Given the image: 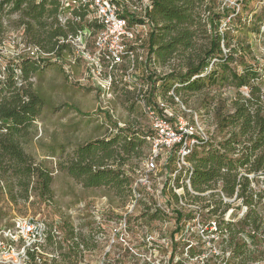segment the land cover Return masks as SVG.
I'll use <instances>...</instances> for the list:
<instances>
[{"label":"rangeland","instance_id":"rangeland-1","mask_svg":"<svg viewBox=\"0 0 264 264\" xmlns=\"http://www.w3.org/2000/svg\"><path fill=\"white\" fill-rule=\"evenodd\" d=\"M197 12L195 19L198 24L192 27L194 36L190 51L184 55L178 53L164 64L155 61L150 65H137L136 73L140 80L143 81L145 70L149 72V76L157 77L183 70L186 57L200 54L206 48V36L209 34L207 21L214 15L221 18L223 16L217 20L218 32H229L232 37L230 49L237 50L239 55L245 44L250 46L251 54L246 55L244 61L246 65L254 66L261 72L258 83L264 92V25L259 33L245 32L250 30L251 24H255L258 18L264 19V0H205L197 8ZM16 19L17 16L12 15L5 19V24L15 22ZM239 27L243 29H237ZM21 34L22 31L15 27V23L7 27L0 47V80L4 77L5 68L12 64L13 55L23 41ZM221 48L223 54L227 55L229 49L223 44ZM230 66L238 72L241 70L238 63ZM84 67L85 63L80 58L76 59L73 75L68 79L60 68L50 63L28 81L31 90L40 96L45 106L26 142L22 143V149L34 163L41 164L51 172V194L42 196L35 189L27 194L17 189L9 192L6 177L0 178V224L8 225L16 219L31 216L43 219L51 229H56L59 239L54 241L53 237H49L47 251L56 250L58 259L47 264H205L210 250L221 255L219 251L224 244H221L220 238L214 233L204 238L198 237L200 227L196 221H190L184 232L180 231L171 237L175 230L171 209L176 205L172 200L168 202L169 189L185 196L187 175L186 172L170 175V154L164 150H157L156 170L149 178L151 192L141 188V199L133 206L129 197H114L107 189L83 188L58 168V164L64 166L69 160L76 146L115 134L114 125L119 128L129 127L132 131L151 130L143 108L136 103V94L117 87L113 88L109 98L102 96L96 89L97 83L91 78L84 82L77 80L81 78ZM120 70L123 73L125 69ZM210 91L209 96L215 97L214 103L219 97L228 99L229 102L233 95L232 87L228 85L214 86ZM242 91L246 95V90ZM205 94H182L184 96H177L178 102L174 101L175 103L165 99V111L162 112L168 114L166 118L173 128L177 126L176 120L182 118L183 123L186 122L193 130L205 134L208 139L220 140L223 137L215 133L212 111L203 109L212 100L211 97L206 98ZM159 100L161 101L160 97H156L155 101ZM105 114L110 118H106ZM156 139L158 140L154 136L153 149ZM147 155L139 159L131 158L123 169L128 171V175H132L133 171L140 168ZM164 187L165 192L162 191ZM250 188L257 194L264 193V177L252 181ZM218 191L219 189L215 192ZM210 192L201 196H207ZM220 195L223 204L228 205L223 219L236 224L241 213L239 201L234 202L233 197L222 193ZM214 200L216 201V197ZM262 201L263 198L259 206H262ZM182 202L187 204L189 210H192L191 206L201 205L200 202L191 203L188 197L182 199ZM224 208L223 205L221 210ZM156 209L160 214L154 218ZM193 210L199 212L197 209ZM211 227L209 232L214 231V226ZM256 233L257 235L250 238L243 255L233 258L232 250L228 249L226 252L229 255L225 253L219 261H226L227 264H248L260 259L261 236L264 235L263 210L260 228ZM212 238L215 239L214 247L209 242ZM190 245L192 248L188 249ZM192 249L195 252L202 250L203 253L191 258L188 252ZM172 253L176 256L171 262Z\"/></svg>","mask_w":264,"mask_h":264},{"label":"trees","instance_id":"trees-1","mask_svg":"<svg viewBox=\"0 0 264 264\" xmlns=\"http://www.w3.org/2000/svg\"><path fill=\"white\" fill-rule=\"evenodd\" d=\"M122 1L125 4L127 2L128 7V4L134 5L142 0ZM251 1L255 0H247ZM149 2L145 12L150 29L145 46L146 65L155 61L164 64L178 53L184 55L189 52L194 36L192 27L198 24L195 19L198 16L197 8L205 0H149ZM87 14L86 8L78 9L74 11V15L79 18V22H68L62 26L58 21L59 4L56 0H0V47L7 27L15 23V27L22 31L25 43L65 57V52H70L66 40L68 36H75L78 33L82 23L92 29V36L98 29L99 26L96 24L84 21ZM12 15L17 16L16 21L5 24V19ZM222 18L212 15L207 21L208 44L200 54L186 57L183 70L160 77L151 74L147 77V81L153 85V110L159 117L164 114L155 101L156 97H160L166 104L165 99L175 103L174 98L178 99L177 96L182 94L205 92L204 96L212 99L203 106V109L212 111L215 133L223 138L220 140L209 138L208 142L199 143L186 158L191 166L190 187L197 195H190L184 185L185 196H178L169 189L168 198V202L172 200L176 205L171 209L175 224L171 237L183 231L187 223L195 218L193 210L187 209L186 203L185 206L179 205V199L188 197L191 203H201L197 210L202 226L209 227V222H214L216 226L214 233H217L224 245L220 250L221 255L210 250L205 264H227L219 260L228 249L232 250L233 258L245 253L247 245L241 235L250 231L256 233L259 230L262 210V206L259 205L264 198V193L257 194L250 188L252 181L264 177V92L258 83L261 80V72L254 66L246 65L245 56L251 54L250 46L245 44L246 42L239 55L237 50L230 49L232 37L229 32H218L217 20ZM140 21L135 15L131 16V22ZM257 21L245 32L259 33L261 26L264 25V19L258 18ZM60 40L63 43H60ZM221 44L229 49L227 55L223 54ZM50 63L21 57L13 60L12 64L5 68L4 77L0 80V178L6 177L9 192L17 189L27 194L35 189L42 196L51 194V172L41 164L34 163L22 149V143L29 137L36 119L45 106L40 96L31 90L28 81ZM232 63H238L241 70L238 72L236 68H232L230 66ZM51 65L60 68L56 63ZM15 70H19L20 73L17 75ZM221 85L232 87V98L228 102V99L219 97L214 103L215 97L209 96L210 90ZM243 89L246 90V95L243 94ZM105 117L110 118L107 114ZM114 127L115 134L76 146L69 160L64 166L58 164V168L85 189L104 188L114 197L130 198L136 171L132 170L133 174L128 175V171L123 167L131 158L139 159L148 154L150 143L146 137L151 135L152 131L143 132L139 129L132 131L129 127L119 128L116 125ZM179 147L173 146L168 157L172 170ZM248 176L252 178L249 179ZM218 189L219 191L215 192ZM162 191L165 192L166 187ZM208 191L211 192L207 196H201ZM235 192L237 198L243 199L244 205H253V208L249 207L244 218L233 224L222 220L228 205L223 204L220 193L232 197ZM223 205L225 208L221 210ZM159 214L160 211L156 209L154 218ZM199 251L190 250L189 257L193 258L203 253L202 250ZM175 256L176 254H171V262Z\"/></svg>","mask_w":264,"mask_h":264},{"label":"built area","instance_id":"built-area-1","mask_svg":"<svg viewBox=\"0 0 264 264\" xmlns=\"http://www.w3.org/2000/svg\"><path fill=\"white\" fill-rule=\"evenodd\" d=\"M56 1L59 4L58 21L60 25L65 26L68 22H79V18L74 15V11L86 8L88 14L84 21L99 26L94 35L92 36V29L82 23V28L75 36H68L66 43L70 47V52L66 53L64 51L65 57H60L54 52H46L38 46L25 43L23 40L12 60L26 57L36 62L56 63L62 72L68 76L67 78L71 79L75 61L80 58L85 63V67L81 78L77 79L78 81L84 82V80L91 78L98 85L96 89L101 92L102 96L108 98L111 96L114 87H120L126 92L136 94V103L143 108L144 114L149 119L152 134L146 137L151 146L150 151L136 171L131 185L132 196L129 198L131 206L139 198L141 199V188H144L146 192H151L149 178L156 170L157 150H164L165 153L170 154L175 145L180 147L177 150L175 167L170 175L186 172L187 181L185 186L187 191L190 195H197L190 187L191 166L187 163L186 158L194 147H197L199 143L208 142L209 139L205 134L193 130L186 122L183 123L182 118L176 120L177 126L173 128L168 123L166 112H163V114L165 113L163 117H159L153 110V85L152 82L147 81L149 72L144 71L143 81L136 73V66L139 64L145 66L147 62L145 42L147 43L150 29L145 18V12L150 4L149 0H142L134 5L128 4V7H126L127 2L125 4L122 0ZM126 13L129 15L127 16ZM134 15L141 21L131 22V16ZM60 43H63V41L60 40ZM120 68L125 69L123 73ZM117 72H120L118 76H116ZM15 73L18 75L20 71L15 70ZM169 94L172 95V92ZM174 100L178 102L177 98H174ZM156 103L165 111L163 102L159 100ZM153 129L156 133L155 136L158 138V140H155L154 149ZM248 178L251 179L252 176H248ZM232 197L234 202L239 201L238 205L241 207L238 221L244 218L249 207L253 208V205H244L243 199L237 198L236 192ZM180 204L187 207L182 199H179ZM261 205L264 212V198ZM191 207L192 210L198 209L195 205ZM193 213L195 218L192 221H196L197 226L200 227L198 237L204 238V236L216 231L214 222H209V227L202 226L198 219L199 212L193 210ZM222 220L226 221L223 218ZM187 225L183 232L187 229ZM212 225L214 231L209 232ZM214 234L217 235V233ZM254 235H257V233L250 231L248 234L241 235V238L248 245L250 238ZM49 237H53V240L56 241L59 239V233L56 229H51L43 219L27 216L26 218L16 219L8 225L0 224V264H47L56 261L58 259L56 250L53 252L47 251ZM261 239L262 255L260 259L253 260L248 264H264V235L261 236ZM209 242L214 247L215 239L212 238ZM190 248H192L191 245L188 249ZM214 253L217 254V252ZM227 254L229 255V253Z\"/></svg>","mask_w":264,"mask_h":264}]
</instances>
